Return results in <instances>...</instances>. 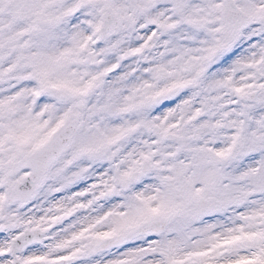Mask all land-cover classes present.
<instances>
[{"label": "snow or ice", "instance_id": "obj_1", "mask_svg": "<svg viewBox=\"0 0 264 264\" xmlns=\"http://www.w3.org/2000/svg\"><path fill=\"white\" fill-rule=\"evenodd\" d=\"M0 264H264V0H0Z\"/></svg>", "mask_w": 264, "mask_h": 264}]
</instances>
